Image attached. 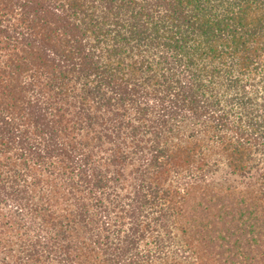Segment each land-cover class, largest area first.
<instances>
[{
	"label": "trees",
	"instance_id": "16d2710c",
	"mask_svg": "<svg viewBox=\"0 0 264 264\" xmlns=\"http://www.w3.org/2000/svg\"><path fill=\"white\" fill-rule=\"evenodd\" d=\"M234 180L264 233V0H0V264H185Z\"/></svg>",
	"mask_w": 264,
	"mask_h": 264
},
{
	"label": "rangeland",
	"instance_id": "374dc122",
	"mask_svg": "<svg viewBox=\"0 0 264 264\" xmlns=\"http://www.w3.org/2000/svg\"><path fill=\"white\" fill-rule=\"evenodd\" d=\"M212 157H220L219 154H214ZM220 166H222V164H220ZM221 181V176L220 173L216 174V178L213 181L214 185H208L206 186L205 189L209 190L207 194L209 193H214L216 191H218L216 183ZM227 187L229 190H224L222 192V194L224 195H228V197H222V201L225 203H228V201L231 200H239L242 201L243 203H238V209L236 208L234 210V219H238L239 216L246 217L245 213H246V208L245 206H248V201H250L252 199L251 194L249 193V189L247 187H245V185L240 182V181H229L228 183H226L224 185V188ZM223 196V195H222ZM198 193L195 197V200H197L198 198ZM207 198V196H206ZM192 199H189V201L185 202L182 207L183 210L188 209L193 203H195L196 201ZM245 200V201H244ZM215 202V201H214ZM174 203H176V205H181L179 202L174 201ZM249 207V206H248ZM239 212V213H238ZM242 217V219H238L235 220L232 225L229 226H225L220 224H217L214 226H216L217 228L213 231H211L212 233L216 234L219 233L218 237H216V241L214 240L215 244H210L204 241V235L200 234V236H197V238H195L193 240V242L196 243V245L190 244L187 245V247H191L192 249H195L194 253L192 254L191 251L189 252L190 255H193L192 257H190V255H188L189 257L187 258V262L184 261L185 264H218L221 263L223 264H229V262L232 260V262L234 261L233 259H228L226 258V256L228 255H232L233 250H235V246L233 245V242L235 239H239L238 243L240 244H252L251 247L254 245L255 247H253V252H257L256 254V258H261L262 254L261 251H264V233H259V235H256V231L258 229V227H249L248 223H245L246 220H244ZM209 219V217H208ZM198 222V221H197ZM199 223V222H198ZM180 223L179 222H175L174 227L170 228L171 231L175 232L177 234V239L180 240L182 242L185 241L186 243L188 241H190V237L188 235H182L180 228ZM220 226V227H218ZM179 227V228H178ZM201 230V227H199ZM229 229H234V231L232 233H227L229 232ZM170 231V232H171ZM261 231V229H260ZM172 233L168 234L171 235ZM199 233L196 232V235H198ZM226 234V235H225ZM225 235V236H224ZM252 239H249V238ZM197 239V240H196ZM203 239V240H202ZM184 242V243H185ZM210 245H215V246H210ZM218 245V246H217ZM230 249H232V251H230ZM221 252V255H220ZM240 253V252H238ZM235 258H240L239 254H236V256H234ZM227 259V260H226ZM226 260V261H225ZM262 261H264V257L261 258ZM236 263V262H235ZM167 264V263H166Z\"/></svg>",
	"mask_w": 264,
	"mask_h": 264
}]
</instances>
